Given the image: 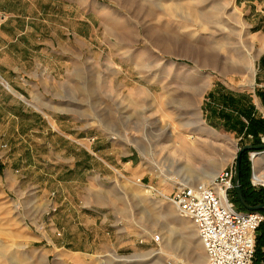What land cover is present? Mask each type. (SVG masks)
<instances>
[{
  "label": "rangeland",
  "instance_id": "rangeland-1",
  "mask_svg": "<svg viewBox=\"0 0 264 264\" xmlns=\"http://www.w3.org/2000/svg\"><path fill=\"white\" fill-rule=\"evenodd\" d=\"M62 2L52 0V11ZM92 2L91 23H60L68 26L77 52L64 50L58 39L65 57L92 66L87 101L93 115L99 113L94 125L104 131L77 135L76 141L87 138L96 143L103 136L108 159L118 169L131 167L127 163L134 161L133 168L119 173L110 169L108 178V209L116 205L118 228L125 234L110 226L113 218L107 226L98 223L91 229L84 225L75 229L78 217L70 216L72 207L66 204L61 214L60 205L47 208L29 197L37 183L26 178L10 184L9 173L22 179L27 165L14 163L19 151L11 149L17 141L0 130V264L191 263L192 249L206 256L197 227L165 196L186 178L193 179L189 185L203 179L211 184V176L235 168L242 147L264 144V30L256 34L250 28L240 0ZM72 11L61 13L66 17L83 13L79 6ZM54 33L56 29L48 32L40 24L33 43L48 46ZM53 39L57 45L58 39ZM2 44L7 42L0 39ZM47 54L42 51L35 58L54 60ZM21 56L11 55L12 62H19ZM223 114L230 124L211 125L209 115ZM187 118L195 122L186 128ZM196 120L200 122L195 126ZM260 121L263 131L257 132ZM86 143L80 145L87 147ZM245 152L251 164L249 186L264 191V161L256 173L258 151ZM212 158L220 164H209ZM256 176L262 177L263 185L256 183ZM154 234L162 235L160 244L153 242ZM122 236L131 239L129 247L118 243ZM72 239L82 244L70 246ZM70 248L82 253L69 257Z\"/></svg>",
  "mask_w": 264,
  "mask_h": 264
},
{
  "label": "crops",
  "instance_id": "crops-1",
  "mask_svg": "<svg viewBox=\"0 0 264 264\" xmlns=\"http://www.w3.org/2000/svg\"><path fill=\"white\" fill-rule=\"evenodd\" d=\"M63 1L59 4L60 7L52 11V0H48V3L38 0L36 4L31 0H0V33H3L0 39H4V43L7 42L0 46V130L10 133L11 138L14 137L17 141L12 144L11 149L19 151L14 156V163L22 166L26 162L27 165V172L22 179L16 178L10 172L8 182L21 183L26 178L31 183H37L36 192H31L28 196L36 197L47 208L55 204L60 205L61 214L65 213L66 204L72 207L70 216L78 217L75 229H80L82 225L85 226L84 229H91L98 223L102 227L107 226L110 218H113L114 223L110 226L122 235L125 234L124 229L121 231L118 228L120 212L116 205L113 210L108 209L111 197L107 191L109 171L111 169L119 173L133 168L134 161L131 159L127 163L131 167L118 169V165L108 159L107 142L103 136H100L101 139L96 143L87 141V138L84 139L85 142L76 141L77 135H102L104 131L101 126L94 125L93 118L99 116V113L93 115L92 104L87 101V89H90L88 87L93 83L92 66L86 62H78L75 57H65V49L68 52H77L78 49L72 44L68 26H61L60 23L70 22L75 26L79 22H85V26L86 23H91L93 2ZM259 1L239 2L250 28L254 29L256 34L264 30V4ZM47 6L49 10H46ZM77 6L83 11L79 17H66L65 13H61V10L65 9L73 12L72 9ZM38 22L40 23L37 25ZM40 24L48 32L56 29L54 36L61 38L63 51L60 39L57 40V45L55 44V37H51L48 46L33 43L32 36L38 33ZM19 40L26 41L28 45H22ZM41 50L53 56L54 60H37L35 56L41 54ZM11 55L15 58L16 55L21 56L19 62H12ZM21 76L23 79H20ZM254 101L256 104L259 102L257 99ZM190 121L194 120L187 118L186 128L191 127L188 125ZM197 122L200 120H196L195 126L198 125ZM209 122L216 127L230 124L226 114L209 115ZM257 128V132L263 131L262 121L258 122ZM81 143H86L88 148L82 147ZM1 156L3 155H0V158ZM255 156V172L258 173L260 164L264 161V150ZM212 159L209 164H220L219 159ZM133 172L130 174L132 178ZM256 179L263 181L260 176H256ZM54 192L55 196H52ZM113 202L116 204V201ZM22 214L24 216L25 211ZM72 240L70 246L82 244L76 239ZM117 241L124 242L123 245L127 248L131 239L122 236L117 238ZM67 251L69 257L73 258L82 253V250L77 248Z\"/></svg>",
  "mask_w": 264,
  "mask_h": 264
},
{
  "label": "built area",
  "instance_id": "built-area-1",
  "mask_svg": "<svg viewBox=\"0 0 264 264\" xmlns=\"http://www.w3.org/2000/svg\"><path fill=\"white\" fill-rule=\"evenodd\" d=\"M234 178L235 168H226L209 185L202 182L180 185L165 196L182 216L196 225L207 257L204 264H254L264 214L260 210L242 211L236 207L232 200L236 191ZM256 183L263 185L260 180ZM152 240L160 244L162 235L154 234ZM163 264L194 263L168 260Z\"/></svg>",
  "mask_w": 264,
  "mask_h": 264
},
{
  "label": "trees",
  "instance_id": "trees-1",
  "mask_svg": "<svg viewBox=\"0 0 264 264\" xmlns=\"http://www.w3.org/2000/svg\"><path fill=\"white\" fill-rule=\"evenodd\" d=\"M251 171V164L246 156V152L241 157V190L242 195L249 206L264 205V191H256L249 186V178ZM232 200L236 207L242 211H247V208L241 202L236 191L232 194ZM264 214V208L260 210ZM254 264H264V221L261 224L257 235V246Z\"/></svg>",
  "mask_w": 264,
  "mask_h": 264
},
{
  "label": "water",
  "instance_id": "water-1",
  "mask_svg": "<svg viewBox=\"0 0 264 264\" xmlns=\"http://www.w3.org/2000/svg\"><path fill=\"white\" fill-rule=\"evenodd\" d=\"M246 150H257L258 152H261V151L264 150V144L254 145V146L249 145V146H244V147L241 148L240 153H239V157L237 159V163H236V166H235V178H234L235 189H236L237 195L239 196V198L241 199V202L247 208V210H250V211L261 210V209L264 208V205H260V206H256V207L249 206L246 203V201H245V199H244V197L242 195V190H241V157H242V154Z\"/></svg>",
  "mask_w": 264,
  "mask_h": 264
},
{
  "label": "bare ground",
  "instance_id": "bare-ground-1",
  "mask_svg": "<svg viewBox=\"0 0 264 264\" xmlns=\"http://www.w3.org/2000/svg\"><path fill=\"white\" fill-rule=\"evenodd\" d=\"M254 158L256 159V156H254ZM215 176H216V174H215ZM215 176L214 175H213V177L211 176V178L209 180L212 182V180H213V178H215ZM191 180H193V179H189L188 180V178H186V181L183 183V185H189V182ZM200 182H202L204 184H207V185L210 184V182H208V179L207 180L206 179L205 180L203 179ZM185 223H186V221H185ZM185 225L186 226H190L192 228V225H190V224H185ZM191 253H192V258H190L191 260H189V261H193L191 263H194V264H204L205 263L206 256L204 254L203 255H200L198 251L193 250V249L191 250ZM162 262H164V261H162Z\"/></svg>",
  "mask_w": 264,
  "mask_h": 264
}]
</instances>
